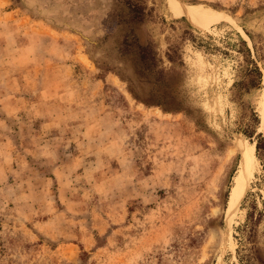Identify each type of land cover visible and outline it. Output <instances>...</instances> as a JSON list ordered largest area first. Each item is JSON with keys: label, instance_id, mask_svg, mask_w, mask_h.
I'll use <instances>...</instances> for the list:
<instances>
[{"label": "rangeland", "instance_id": "374dc122", "mask_svg": "<svg viewBox=\"0 0 264 264\" xmlns=\"http://www.w3.org/2000/svg\"><path fill=\"white\" fill-rule=\"evenodd\" d=\"M0 264H264V0H0Z\"/></svg>", "mask_w": 264, "mask_h": 264}, {"label": "trees", "instance_id": "16d2710c", "mask_svg": "<svg viewBox=\"0 0 264 264\" xmlns=\"http://www.w3.org/2000/svg\"><path fill=\"white\" fill-rule=\"evenodd\" d=\"M128 9H129V16L130 19L134 22H142L144 19V9L137 5V4H129L128 3ZM142 50L143 53H145L146 50H148L146 47L140 48ZM169 61H173L171 56H167ZM255 72L257 73V75L260 76V73L258 72L257 68H255Z\"/></svg>", "mask_w": 264, "mask_h": 264}]
</instances>
